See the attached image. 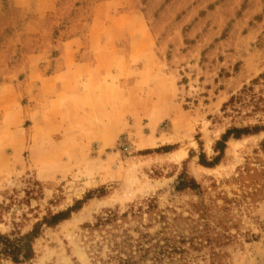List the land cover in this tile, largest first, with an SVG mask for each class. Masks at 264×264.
Listing matches in <instances>:
<instances>
[{
    "label": "rangeland",
    "instance_id": "1",
    "mask_svg": "<svg viewBox=\"0 0 264 264\" xmlns=\"http://www.w3.org/2000/svg\"><path fill=\"white\" fill-rule=\"evenodd\" d=\"M53 3L0 0V231L83 202L43 228L33 259L0 264H110L113 233L156 237L165 222L186 239L188 225L221 224L226 264H264V129L230 138L215 165L200 162L219 154L227 129L264 126V0ZM94 17L127 29L99 39L137 47L131 62L109 47L110 64L85 75L94 69L74 61L87 45L62 41L85 44ZM181 176L198 186L180 187ZM110 212L117 220L97 226ZM207 250L193 264H210Z\"/></svg>",
    "mask_w": 264,
    "mask_h": 264
},
{
    "label": "trees",
    "instance_id": "2",
    "mask_svg": "<svg viewBox=\"0 0 264 264\" xmlns=\"http://www.w3.org/2000/svg\"><path fill=\"white\" fill-rule=\"evenodd\" d=\"M262 129H264V126L260 125L227 129L221 138L216 141L215 151H218L219 154L209 160L204 153H201L200 162L206 166L215 165L220 160V156L230 138H241L243 135L258 132ZM179 186L193 188L197 187L198 184L194 180H185L181 176ZM87 198H90V196L88 195ZM81 202L83 201L77 200L67 210L56 213L49 212L26 232L18 231L5 234L0 231V260L6 257L15 263H22L33 259L35 256L34 242L43 228L45 226H55L68 219L72 212L80 207ZM117 218V213L110 212L109 216L105 219L102 218L97 223V226L116 221ZM120 226V224L114 225L115 228ZM217 226L221 227V224H217ZM217 226L212 227L205 223L199 229L188 225L187 227L196 233L195 236L189 239L178 234H182L181 231L185 228L180 222H165L156 237L140 231L139 236L134 238L128 229H124L122 233H113L108 238V261L110 264H193L195 261L197 262L199 257L205 258L206 255H199L195 252L208 249L207 254L209 255L210 264H226V254L221 251V247L230 242L231 236L218 230Z\"/></svg>",
    "mask_w": 264,
    "mask_h": 264
},
{
    "label": "crops",
    "instance_id": "3",
    "mask_svg": "<svg viewBox=\"0 0 264 264\" xmlns=\"http://www.w3.org/2000/svg\"><path fill=\"white\" fill-rule=\"evenodd\" d=\"M54 3H53V6L55 7V4H56V0H53ZM102 4V7H104V1L101 2ZM49 7L47 10L48 11H52L54 10V7ZM126 15H130V14H126ZM131 17V15H130ZM124 31L127 30L126 27L124 26H121L120 24H118ZM119 26H116V25H113V24H110L109 22H106V21H100L99 18L97 17H94V20H93V23L88 25L87 26V35H88V39L86 40V43L84 44V41H81V43L79 44L78 42H75L76 39H66L64 41H62V45L63 47L67 50V47H80V46H84V45H87L86 48H88L85 52H84V56H86L84 59H82V61H74L77 65L80 64V63H84L85 66L88 68V67H92L94 69V71H86L84 74L85 75H89V74H92L94 73L95 75L98 73L95 71V69L100 66L101 63H104V61L108 62V64H110V61L108 60L109 57H111V55L113 54L112 50L109 48V47H116V50L115 52L117 54H123V55H129L130 58L133 56L134 54V51L135 49L134 46V42H136V40H125L123 43L121 42L119 45H117V41H109V40H106V39H99L97 36L100 34L101 35V31H103L104 29H106L105 27H108V28H111L112 27H115L117 29V27ZM121 28H118L121 30ZM94 37V38H93ZM146 40H141V47L145 46L146 45ZM98 47H102L100 49L101 53L99 54V58L96 56V49L95 48H98ZM137 47V46H136ZM135 47V48H136ZM108 48V49H107ZM94 49V50H92ZM106 54L104 57L103 55ZM34 58L35 57H40L39 53L38 54H34L33 55ZM128 56V58H129ZM103 57V58H102ZM41 58V57H40ZM134 59L133 57L130 59V62L131 60ZM41 61V60H40ZM39 61V62H40ZM72 59L70 60V63L67 64V67L62 70V73L63 75H69L73 72V69H74V66L75 64L71 63ZM39 62H34L33 64V71L31 74H35V75H40V72H41V69L38 68L39 66ZM96 72V73H95ZM80 74L79 71H77V75ZM81 77V76H80ZM124 81H129L127 78L124 79ZM131 80L128 82V84H130ZM131 94H133V90H131ZM135 98L137 99L138 102H141V103H148L149 102V98L146 97V98H140L136 95L135 93ZM128 106V104H127ZM46 107V106H45ZM47 122V121H46Z\"/></svg>",
    "mask_w": 264,
    "mask_h": 264
}]
</instances>
